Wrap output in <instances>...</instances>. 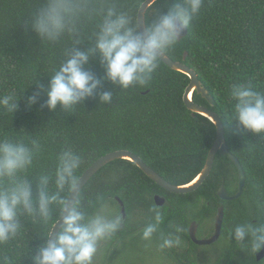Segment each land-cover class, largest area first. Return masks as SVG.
<instances>
[{
  "label": "trees",
  "instance_id": "1",
  "mask_svg": "<svg viewBox=\"0 0 264 264\" xmlns=\"http://www.w3.org/2000/svg\"><path fill=\"white\" fill-rule=\"evenodd\" d=\"M146 0H114L122 10L137 19ZM177 0H159L156 8H149L155 21L168 6ZM42 0H0V95L14 94L18 101L15 113L0 108V137L8 136L28 143L32 139L43 145L29 180L40 171H52L56 154L71 146L84 157L83 174L100 158L115 151L127 150L142 158L165 180L175 186L193 182L202 172L216 137L217 128L207 117L193 113L184 102L191 79L174 71L161 61L160 69L146 86H133L121 91L110 81L82 105L65 110L57 107L50 111L47 97L40 93L38 102L29 107L27 97L39 91L38 84H47L50 76L64 60L65 50L71 42L49 44L42 41L31 27V16L39 9ZM96 30L95 21L83 23L81 50L91 46ZM188 53L187 60H184ZM176 62H184L195 70L203 85L214 98V105L197 92L193 100L215 112L222 120L226 142L231 154L241 162L247 177L242 197L223 201L218 197L222 185L230 196L239 191V172L229 155L218 153L211 175L196 191L174 194L162 189L135 163L116 160L100 170L85 186L87 194L107 191L125 203L131 221L120 238H130L133 246L141 242V231L150 218L148 209L156 195L164 196L170 211L161 232L167 235L170 225L183 221L186 231L180 236L189 246L181 252L167 256L176 264H216L221 254L223 264H264L257 254L242 251L228 239V229L246 221L264 222V135H253L228 121L233 101L229 93L234 85L248 83L264 92V0H205L200 14L190 25L189 33L176 47L166 53ZM86 70L97 77L104 75L100 61L93 57ZM36 80L37 84L30 83ZM29 86V87H28ZM28 87V88H27ZM112 90L113 102L101 104L99 92ZM121 91V92H120ZM147 92V93H146ZM23 128V129H22ZM35 195L36 185H33ZM225 207V220L221 243L224 245L216 260L202 261L199 251L208 249L194 244L188 234L191 221L214 219ZM189 208L196 212H187ZM135 213L148 216L133 224ZM59 212L57 210L56 215ZM22 234L9 245L0 248V257L9 255L16 264H33L31 257L44 243L47 227L24 219ZM159 238H161L159 236ZM28 245L31 249L28 252Z\"/></svg>",
  "mask_w": 264,
  "mask_h": 264
},
{
  "label": "clouds",
  "instance_id": "2",
  "mask_svg": "<svg viewBox=\"0 0 264 264\" xmlns=\"http://www.w3.org/2000/svg\"><path fill=\"white\" fill-rule=\"evenodd\" d=\"M204 2L177 0L155 21L150 12L142 28L139 20L114 0H42L31 16L33 31L49 44L67 37L72 47L65 50L66 58L49 75L50 81L46 85L38 84L39 91L27 97L28 106L35 105L43 93L50 111L58 106L65 111L82 105L106 81L121 91L148 85L161 67L162 56L182 40V34L200 14ZM158 3L159 0H152L153 9ZM85 21H95L96 30L91 46L81 50L78 46L84 42L81 31ZM93 57L103 66V76L97 77L86 70L85 65ZM37 83L33 80L29 86ZM229 95L233 104L228 121H235L253 135H264V92L248 82L234 85ZM22 96L0 95V108L14 114ZM115 97L112 90L99 92L103 105H110ZM42 151L43 145L36 139L26 143L6 135L0 137V248L15 241L25 227L24 219L31 218L34 224L47 227L44 243L31 257L33 264H96L100 243L128 226L131 217L121 214L119 205L114 214L109 213L114 198L107 191L90 196L81 189L69 207L70 198L82 180L84 164V157L71 146L56 154L52 171H40L30 181L31 170ZM194 210L189 208L187 212ZM169 211L168 205L158 206L155 202L151 205L150 218L140 234L142 240L151 241L160 232ZM61 220L63 223L53 241L54 229ZM170 229L159 245L161 252L181 246L180 234L186 231L183 221L171 224ZM228 239L231 243L234 239L238 249L258 254L264 250V222L235 224L228 229ZM28 249L27 255L31 251L29 245ZM223 262L221 254L216 264ZM0 264L16 262L4 255Z\"/></svg>",
  "mask_w": 264,
  "mask_h": 264
},
{
  "label": "water",
  "instance_id": "3",
  "mask_svg": "<svg viewBox=\"0 0 264 264\" xmlns=\"http://www.w3.org/2000/svg\"><path fill=\"white\" fill-rule=\"evenodd\" d=\"M152 6V0H146L143 5L141 6V9L139 11L138 20L141 23V27L143 28L144 23H146V15L149 8ZM189 33V29H185L184 33L181 36V39L183 40L185 37H187ZM181 40V41H182ZM188 53H185L184 60H187ZM162 61L171 69L177 72H181L186 74L190 79L191 83L188 86L185 95H184V102L187 108L193 113V115L200 114L208 119H210L217 128V137L216 140L212 146V148L209 151L208 158L206 160V164L202 170V172L199 174V176L190 184L184 185V186H175L165 180L161 175H159L154 169H152L150 166H148L141 157L133 154L132 152H129L127 150H119L112 152L110 154H107L106 156L100 158L98 161H96L82 176V180L78 186L77 192L73 193L72 197L70 198V204L69 207H71V203H73L76 199V196L78 192L85 188V186L90 182V180L105 166L108 164L116 161V160H129L133 163H135L151 180H153L156 184H158L162 189L174 193V194H189L196 190H198L208 179V177L211 175L213 165L215 162V158L218 153H221L222 155H229L230 158L235 162L238 168L239 172V191L236 195L230 196L226 190L225 185H222L219 192L218 197L222 199L223 201H229V200H235L242 197L244 193V189L247 183V177L245 170L241 164V162L238 160L237 157H235L233 154L230 153L227 142H226V132L224 124L221 120V118L212 110L205 106L197 105L193 100V95L195 92H197L200 96H202L203 99H205L211 106L214 105V98L209 94V91L207 88L203 85L202 81L199 79L198 74L195 72V70L191 69L189 66H187L184 62H176L172 60L167 54L162 56ZM147 93V92H146ZM217 121V123H216ZM117 201L121 204L122 207V214L126 217L127 209L125 206V203L123 200H121L119 197H117ZM155 203L158 206H163L166 204V199L162 196H155ZM225 218V207H221L217 218H216V229L215 233L212 237L207 239H199L197 237V224L193 223L190 228V237L194 244L200 247L204 246H211L219 241L222 235V228ZM63 221L61 220L59 224H57L56 228L54 229L52 240H55L56 234L59 232L60 227L62 225ZM219 238V239H218ZM258 261H261L264 259V250H261L257 254Z\"/></svg>",
  "mask_w": 264,
  "mask_h": 264
},
{
  "label": "rangeland",
  "instance_id": "4",
  "mask_svg": "<svg viewBox=\"0 0 264 264\" xmlns=\"http://www.w3.org/2000/svg\"><path fill=\"white\" fill-rule=\"evenodd\" d=\"M117 210V206L111 205L109 213L114 214ZM195 209L193 212H196ZM148 219V216L135 213L132 217V223H140L142 218ZM216 217L209 222L210 230L214 228ZM161 232V230H160ZM157 233L151 241L138 242L133 246V242L130 238H120L118 234L111 239L102 241L99 245V250L96 257V264H176L172 259L167 256V251L170 253L181 252L189 246L187 242L181 238V246L174 249H166L163 252L159 250V245L162 243V239L166 234ZM159 236L161 238H159ZM224 243L217 246L207 247L199 251L201 253V260L213 261L216 260L220 253L221 247Z\"/></svg>",
  "mask_w": 264,
  "mask_h": 264
},
{
  "label": "flooded vegetation",
  "instance_id": "5",
  "mask_svg": "<svg viewBox=\"0 0 264 264\" xmlns=\"http://www.w3.org/2000/svg\"><path fill=\"white\" fill-rule=\"evenodd\" d=\"M158 196V195H156ZM161 196V195H159ZM164 197V196H162ZM165 198V197H164ZM166 199V198H165ZM115 200L117 201V198H115ZM154 201H155V197H154ZM117 204L119 205V211L121 212L122 214V207H121V204L117 201ZM166 204H167V200H166ZM165 204V205H166ZM223 207V206H222ZM218 215V214H217ZM217 218V216H216ZM212 219H205L204 222H200L198 220H193L190 222L189 226H188V234H189V237H190V228L192 226L193 223H196L197 224V237L199 239H207V238H210L214 235L215 233V229H216V221H215V224H214V228L212 230H210V226H209V222L211 221ZM225 220V218H224ZM223 227H224V223H223ZM222 235H223V228H222ZM222 235H221V238L219 239V241L211 246H214L216 244H218L221 239H222ZM182 238V237H181ZM190 240H191V237H190ZM192 241V240H191ZM193 242V241H192ZM211 246H204V247H211Z\"/></svg>",
  "mask_w": 264,
  "mask_h": 264
}]
</instances>
